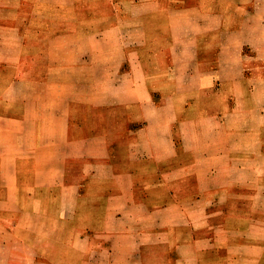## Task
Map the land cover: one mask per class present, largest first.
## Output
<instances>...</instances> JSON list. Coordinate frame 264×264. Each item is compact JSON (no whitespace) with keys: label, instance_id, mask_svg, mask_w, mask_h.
Returning <instances> with one entry per match:
<instances>
[{"label":"crops","instance_id":"crops-1","mask_svg":"<svg viewBox=\"0 0 264 264\" xmlns=\"http://www.w3.org/2000/svg\"><path fill=\"white\" fill-rule=\"evenodd\" d=\"M262 260L264 0H0V264Z\"/></svg>","mask_w":264,"mask_h":264},{"label":"rangeland","instance_id":"rangeland-1","mask_svg":"<svg viewBox=\"0 0 264 264\" xmlns=\"http://www.w3.org/2000/svg\"><path fill=\"white\" fill-rule=\"evenodd\" d=\"M93 2H100V1H103V0H92ZM11 22V21H10ZM9 21H8V23H10ZM101 55H103V53H100ZM148 71H150V69H148ZM179 86V85H178ZM181 86V85H180ZM147 87L149 88V89H154V87H160V89H166L167 88V85H162V84H156V83H152V84H147ZM185 96L183 95V94H180V95H178L177 96V99H178V102H180V101H182L183 103L185 102ZM206 106V105H205ZM207 108V107H206ZM123 221V220H122ZM121 223V222H120ZM124 223H125V225H128V224H126V223H129L127 220H125L124 221ZM134 231H136V229L135 228H125L124 229V227L123 226H121V224L120 225H118V226H116L113 230H112V232L114 233V234H116V235H121V234H123V235H130L131 233L133 234V235H135V233H134ZM150 248V250H152V251H157V250H159L160 249V247H149ZM261 264H264V260H262L261 261Z\"/></svg>","mask_w":264,"mask_h":264}]
</instances>
